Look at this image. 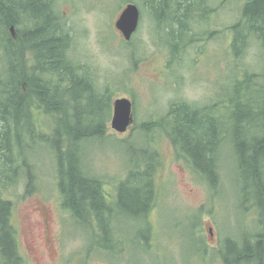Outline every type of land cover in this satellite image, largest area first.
Segmentation results:
<instances>
[{"label": "rangeland", "instance_id": "1", "mask_svg": "<svg viewBox=\"0 0 264 264\" xmlns=\"http://www.w3.org/2000/svg\"><path fill=\"white\" fill-rule=\"evenodd\" d=\"M169 1L170 7L166 0L57 1L59 14L73 39L68 53L77 63L76 70L89 74L100 93L110 92L112 101L128 97L134 105L136 122L127 132L118 133L112 128V107L106 121L107 137L85 143L88 169L91 175L106 181V190L115 199L122 194L128 199L131 189H144L147 183H129L123 188L120 181L137 166L151 163L153 154L147 148L154 149L159 156L154 172L156 205L149 219L153 229L145 221L129 220L121 213L114 225L123 243L115 245V253L99 249L96 243L102 231L96 222L58 218L56 207L62 198L52 152L48 147H30L34 140L25 132V141L17 149L18 181L7 188L0 187L3 196L14 201L13 224L26 264H225L221 251L227 252V240L241 239L248 220L239 208L233 137H225L220 151L221 190L217 193L178 153L162 128L174 121L172 107L177 104L190 103L201 110L208 104H227L235 81L242 79L245 69L264 72L263 49L255 39L242 56L234 55L231 27L242 17L245 0H207L205 11L190 8L186 0ZM128 3L136 4L141 12L139 29L130 41L116 27ZM181 8L182 13L190 10V17L182 18L190 27H182L175 20ZM200 11L206 19L199 17ZM162 12L161 20L167 24L159 22ZM27 24L19 23L22 28ZM19 49L20 63L27 66L30 75L39 65L36 54L32 50L23 52L20 46ZM48 76L51 81L60 79L53 72ZM73 90L80 93L88 89L77 85ZM81 100L85 105L89 102L87 96ZM72 106H68L70 116ZM26 108L23 117L30 124L38 128L39 122H48L41 107L28 104ZM148 123L156 126L150 135L142 128ZM46 127L40 128L48 132ZM25 161L33 164L31 169L24 165ZM15 170L0 169V183L7 182ZM27 171L35 175L36 187L31 193L26 192ZM41 204L52 211V244L47 242L42 217L36 209ZM66 214L71 212L66 210ZM36 225L37 231L33 229ZM148 234L154 236L153 241H146Z\"/></svg>", "mask_w": 264, "mask_h": 264}, {"label": "trees", "instance_id": "2", "mask_svg": "<svg viewBox=\"0 0 264 264\" xmlns=\"http://www.w3.org/2000/svg\"><path fill=\"white\" fill-rule=\"evenodd\" d=\"M57 1L0 0V169H16L0 186L7 188L17 183L20 173L17 172L16 158L19 160L20 157L17 149L25 141V132L30 134L34 140L30 147H48L52 152L64 208L82 223L96 222L102 231L101 240L96 243L98 248L115 253V245L123 243L114 225L121 213H125L129 220L145 221L153 229L149 219L156 205L154 172L159 156L154 149L147 148L153 154L151 163L137 166L120 181L123 188L129 183H147L144 189H131L128 199L125 194L115 199L106 190V181L91 175L84 145L89 140L107 137L106 121L112 108V94L93 91L86 79L79 78L76 66L67 56L73 39L59 14ZM166 1L170 7V1ZM186 2L190 8L205 11L203 7L207 0ZM182 11L181 8L175 14V20L182 27L189 26L182 18H189L190 10ZM202 11L199 17L206 19L207 16L202 17ZM162 16L163 12L159 22L165 23ZM26 21L30 24L24 27L28 31L23 30V52L32 50L39 63L30 75L27 66L20 63V44L10 29L11 25L16 27ZM231 28L234 33L232 49L236 57L242 56L255 39L264 53V0H245L242 17ZM244 71L242 79L235 81L229 102L221 101L223 107L218 103L214 106L208 104L204 113V109L190 103L177 104L172 107L174 121L162 129L178 153L206 180L209 189L217 193L221 190L220 151L225 137H233L237 168L234 180L239 187V208L248 223L241 232V239L229 238L228 250L224 254L221 251V254L225 264H264V72L259 74L248 68ZM42 72H55L62 82L49 80L48 83L47 75ZM64 79L69 83L63 85ZM77 85L89 91L78 93L73 90ZM37 93L46 104L47 113L55 119L50 124L39 122L38 128L23 117L27 112L26 105L33 103ZM82 96L89 98L88 104L81 100ZM71 104L74 108L70 116L68 106ZM43 126H47L48 132L40 128ZM142 128L150 135L156 126L148 123ZM24 165L28 169L33 166L30 161H25ZM25 175L26 192L31 193L36 187L35 175L32 171ZM14 209V201L4 197L0 187V264L27 263L21 254L18 231L13 224ZM153 237L148 234L145 239L150 242ZM200 241L202 243L201 237Z\"/></svg>", "mask_w": 264, "mask_h": 264}, {"label": "water", "instance_id": "3", "mask_svg": "<svg viewBox=\"0 0 264 264\" xmlns=\"http://www.w3.org/2000/svg\"><path fill=\"white\" fill-rule=\"evenodd\" d=\"M141 12L134 3H128L116 21L124 39L130 41L140 26ZM15 36V26H11ZM135 123L133 101L128 97H119L113 101L112 128L118 133L127 132ZM213 235V229L211 228Z\"/></svg>", "mask_w": 264, "mask_h": 264}, {"label": "flooded vegetation", "instance_id": "4", "mask_svg": "<svg viewBox=\"0 0 264 264\" xmlns=\"http://www.w3.org/2000/svg\"><path fill=\"white\" fill-rule=\"evenodd\" d=\"M28 24H30V23H28ZM11 26H13V25H11ZM26 26H28V25H26ZM25 27V26H24ZM22 28V26L21 27H19L20 29L18 30L16 27V31H15V35H17V40L19 41V44H20V47H23V42H22V35L24 34L23 33V30L24 31H28V30H25V28ZM10 29H11V27H10ZM18 30V31H17ZM12 35H13V33H12ZM14 37V36H13ZM69 51V50H68ZM67 56H68V59L76 66V68H77V63L73 60V59H71L70 58V56H69V53L67 52ZM77 71V73H78V76H79V78H82V79H86L87 81H88V83L90 84L89 86H90V88H91V90H93V91H96V92H99V89L97 88V86H96V84H95V82H94V80H93V78H90L89 77V74H87V73H84V72H82V71H79L78 69L76 70ZM53 73H55V72H53ZM42 74H44V75H47V77H48V83H49V74H50V72H48L47 74L45 73V72H42ZM54 81V80H53ZM55 82H59V83H61L62 81H61V79H57ZM64 82L65 83H69L68 82V80H66V79H64ZM63 87V86H62ZM86 88V87H85ZM65 89V88H64ZM87 89V88H86ZM53 90H54V87H53ZM89 90H86L85 92H88ZM52 93V92H51ZM44 94V93H43ZM42 94V95H43ZM37 95L38 96H35L34 97V100H33V103L32 104H34L35 106H37L38 108L39 107H41L42 109H43V111H44V115L46 114V116L47 117H45V120H48V122L47 123H51V121H53V123L55 122V119H53L52 117H50V115L47 113V106H46V104H44L39 98V96H40V94L39 93H37ZM48 97H49V95H48ZM45 98V97H44ZM179 105H183V104H179ZM112 107H113V103H112ZM134 117H135V114H134ZM135 122H136V118H135ZM64 206H63V202H62V200H60L59 202H58V204H57V207H56V210H57V215H58V218H61V220H65V219H71V218H74L73 217V215L72 214H70L69 216L66 214V210L67 209H65V208H63ZM39 212H40V214H41V217H42V221H43V228H44V230H45V232H46V238H47V242L49 243V244H52V242L54 241V239H55V237H54V239H53V236H55V234H53L52 232H51V221H53L52 220V218H53V215H52V211L49 209V207H48V205H46V204H41L40 206H37V208H36ZM35 231H37L38 230V225H36L34 228H33ZM28 248H29V250L30 251H32L33 250V246L29 243L28 244ZM28 250V252L31 254V252Z\"/></svg>", "mask_w": 264, "mask_h": 264}]
</instances>
